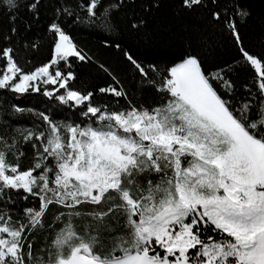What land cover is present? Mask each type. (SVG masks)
Masks as SVG:
<instances>
[{
	"label": "snow or ice",
	"instance_id": "obj_1",
	"mask_svg": "<svg viewBox=\"0 0 264 264\" xmlns=\"http://www.w3.org/2000/svg\"><path fill=\"white\" fill-rule=\"evenodd\" d=\"M42 2L0 0L12 22L0 29V93H39L72 116L28 109V127L0 119V264H264V47L241 34L250 16L241 0H180L203 18V33L163 70L125 52L163 94L151 107L134 104L103 64L112 83L74 84V62L93 57L66 22L139 34L144 17L118 18L129 0H56L51 58L29 68L17 58L29 44L15 22L21 8L38 19ZM218 36L251 70L241 91L226 69L205 70L197 49ZM52 209L55 227L45 223ZM44 231L50 242L40 245Z\"/></svg>",
	"mask_w": 264,
	"mask_h": 264
},
{
	"label": "trees",
	"instance_id": "obj_2",
	"mask_svg": "<svg viewBox=\"0 0 264 264\" xmlns=\"http://www.w3.org/2000/svg\"><path fill=\"white\" fill-rule=\"evenodd\" d=\"M241 2L250 13L247 22L242 25L241 34L249 48L259 50L264 47V0H241ZM155 4L159 6L155 7ZM55 7L56 0H43L38 19L21 8L15 26L19 30L20 37L29 44L27 49L22 48L18 53L17 58L22 65L31 68L51 58L52 34L46 29L53 17ZM145 8L148 11H145ZM133 13L144 17L147 21L146 27L139 34L127 29L121 32H104L90 27L87 23L66 22V29L74 42L93 57L92 62H74L78 77L74 84L81 88L86 86L96 89L112 83L109 74L99 67L103 64L124 85L134 104L151 107L160 102L163 94L158 93L150 82L141 80L137 70L126 59L125 52L145 67L156 65L163 70L172 62H178L183 54L199 42V36L203 33V18L190 15L182 8L180 0H135L134 3L129 0L118 18L125 21L126 16ZM27 25H30V28H27ZM11 26L9 13L0 10V29L7 31ZM116 43H119L120 48L116 47ZM32 44L37 47L32 48ZM197 50L205 56V70L214 73L218 68L226 69L237 85L238 91L242 90L244 83L250 82L251 70L242 66L240 53L230 38L218 36L210 48ZM27 61L32 63L29 65ZM152 75L155 76L154 73ZM104 99L111 103V97ZM14 104L25 111L14 112L11 108ZM119 106H126V102L121 100ZM28 109L33 111L47 109L50 113L59 110L63 113L61 119L63 116H72V113L64 112L59 105L39 93L30 92L23 95L0 93V119L10 117L19 122L17 127H28L34 119ZM25 153L30 159V147H25ZM32 203L38 204V201ZM55 215H58V212L52 209L46 215V225L52 223L53 227L56 226ZM49 237L47 231L38 233L37 243L40 245L48 243Z\"/></svg>",
	"mask_w": 264,
	"mask_h": 264
}]
</instances>
